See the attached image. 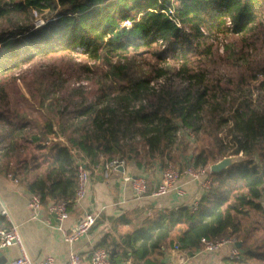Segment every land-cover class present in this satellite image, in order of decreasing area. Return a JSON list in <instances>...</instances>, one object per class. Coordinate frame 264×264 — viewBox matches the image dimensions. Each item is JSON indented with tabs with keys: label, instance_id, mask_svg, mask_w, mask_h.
Listing matches in <instances>:
<instances>
[{
	"label": "trees",
	"instance_id": "16d2710c",
	"mask_svg": "<svg viewBox=\"0 0 264 264\" xmlns=\"http://www.w3.org/2000/svg\"><path fill=\"white\" fill-rule=\"evenodd\" d=\"M262 12L264 0H0V174L39 193L42 204L71 203L79 159L91 175L111 159L144 173L172 165L182 174L188 165L241 154L211 172L195 209H164L125 233L122 244L104 238L100 245L111 264H158L182 227L179 247L192 251L202 237H235L242 256L230 261L260 264L254 261H264V251L247 243L243 220L254 214L264 225ZM228 36L221 55L214 41ZM77 47L85 49L81 63L71 57ZM44 58L56 66L25 80L23 93L13 72ZM221 63L232 69L227 77ZM82 74L97 81L89 101L65 86ZM13 99L41 108L39 117L12 111ZM190 134L211 136L213 147L199 148Z\"/></svg>",
	"mask_w": 264,
	"mask_h": 264
},
{
	"label": "crops",
	"instance_id": "0c3cea01",
	"mask_svg": "<svg viewBox=\"0 0 264 264\" xmlns=\"http://www.w3.org/2000/svg\"><path fill=\"white\" fill-rule=\"evenodd\" d=\"M122 172L130 175L144 173L133 163H128L123 171L110 168L102 171L96 168L91 175L86 198L79 203L73 201L68 203L69 216L60 223V227L66 232L70 231L85 212L89 210L99 212L91 229L70 244L64 241L61 231L57 228L58 221L49 213L48 201L42 204L39 215L33 217L28 207L31 192L9 175L0 174V228L9 227V222L1 215V209L7 208L12 219L19 225L23 245L32 260L39 261L52 255L62 262L71 251H75L87 262L91 250L101 246L104 238L107 242L113 240L122 244L123 235L141 226L145 219L153 220L164 209L191 206L203 193L198 182L188 181L183 176L180 181L185 189L184 195L169 193L161 197L153 196L152 191L156 188L161 175V170L158 169L153 173H145L148 190L138 199L133 196L130 183L122 180ZM181 228L177 227L172 232L171 241L166 244L163 254L157 257L158 264H236L230 261L231 258L228 256L230 246L215 252H207L202 247L192 251L182 247L174 248L178 230ZM20 253L17 245L0 247V264H10L13 259L20 256ZM124 264L131 262L127 261Z\"/></svg>",
	"mask_w": 264,
	"mask_h": 264
},
{
	"label": "built area",
	"instance_id": "2783aa9c",
	"mask_svg": "<svg viewBox=\"0 0 264 264\" xmlns=\"http://www.w3.org/2000/svg\"><path fill=\"white\" fill-rule=\"evenodd\" d=\"M169 13L171 19L176 23V25L180 26V22L174 17V12L172 9H169ZM262 22L264 24V19ZM35 23L37 26H39L44 22H42L41 19H38ZM130 25V20H125L122 23V26L125 27H129ZM226 25L229 27L232 25L229 18H226ZM217 40H219L218 51L223 53V39L219 37ZM84 50L85 49L83 47H77L73 53L83 55ZM75 60L78 61L80 59L79 57H75ZM77 84L86 85L87 83L86 81H81V83ZM190 135L193 141L196 140V137L193 134ZM209 165L207 164L204 167L198 168L193 165H188L185 167L182 174L179 168L168 165L166 168L161 170L160 178L156 188L152 191V195L155 197H161L169 193H174L178 196L184 195L185 189L180 181L183 175L188 179V181L198 182L202 190L208 189L211 184V171L209 169ZM119 166L124 168V163L122 160L119 161L117 159H111L106 163V168H110V170L117 171ZM122 175V180L130 183L131 190L135 198L139 199L146 194L148 187L145 173L130 175L122 172ZM12 178L14 181H17L14 177ZM90 183V169L86 166L85 161L79 159L76 165V188L75 197L73 200L74 203H79L86 198L89 192ZM68 203V201L61 199L52 200L47 203V208L53 218L58 221L59 225L57 228L61 231L64 241L70 244L78 240L82 235L86 234L91 229L99 216V212L95 210H89L85 212L83 216L77 221V223L70 229V231L66 232L60 227V223L65 221L69 216ZM28 207L32 211L33 217H37L39 215L42 207V200L39 193L33 192L29 194ZM196 207V203H194L193 209ZM1 215H3L9 222V227L0 228V247L17 245L21 251L20 256L13 259L10 264H111L109 253L103 246L94 247L90 252L89 261L87 262L80 253L75 251H71L67 258L62 262L56 260V258L52 255L46 256L39 261H34L26 252L19 232V225L12 219L8 209L2 208ZM200 241L202 244V249L207 252H215L225 246H230L228 256L231 259H239L242 256L240 248L236 247L235 240L230 236H221L213 239L202 237ZM174 248H179L178 243H175Z\"/></svg>",
	"mask_w": 264,
	"mask_h": 264
},
{
	"label": "rangeland",
	"instance_id": "374dc122",
	"mask_svg": "<svg viewBox=\"0 0 264 264\" xmlns=\"http://www.w3.org/2000/svg\"><path fill=\"white\" fill-rule=\"evenodd\" d=\"M46 12H47V10L45 11V13ZM45 15H47V14H45ZM38 19H41L42 22H45L47 18H45V16L37 17L34 22H36ZM260 19H262V20L264 19V12H262ZM4 28H5V26L0 24V30L4 29ZM221 39H223L224 47L229 45V42L231 41L230 36L221 37ZM214 44H215V46H219V40L214 41ZM219 54L222 55L221 52H219ZM71 57H72L74 62L81 63L85 59L86 56H84L82 54L71 53ZM75 57H79L80 60H78V61L75 60ZM56 62H57V60H55V59H47V58L37 60L36 62H29V63L24 64L21 68L16 69L13 72L12 76L14 77V80L16 81V84L20 88V90L23 93H26L25 80H28V78H30L31 76L32 77L36 76L40 72H45L47 75H49L53 71L54 66H56ZM92 62H93L92 60L89 61V63H92ZM224 64L225 63H221L220 71H221V73H224L225 77H227L229 74H231L232 69L229 68L230 67L229 65H224ZM81 81H86L87 84L86 85L77 84V83H81ZM65 86H70V87L73 86L76 88L78 87V89H80L82 91V96L84 98H86L87 101H89L90 99H92L94 97L95 89L97 86V81H96L95 76L92 74H82L78 79L68 80ZM52 92L49 93L50 97H58L60 95V93H59L57 96V94L52 93ZM76 97H79V96H76ZM35 107H36L35 105L28 106L24 100L13 99V100H11V103H10V109L12 111H14L15 109H20V110L27 112L31 117H39L40 111L42 109L41 108H35ZM0 127H1V124H0ZM221 134H222V132L219 133V135H221ZM193 143H195L199 148L204 149V150L209 149V148L213 147V145H214V141H213L212 137L209 135H205V134H203L200 138L197 136L196 140H194ZM191 145H193V144H191ZM192 150H193L194 154H196L198 151V148L194 147V149H192ZM187 155H188V153H187ZM238 157H239V159L243 158V156L241 154H239ZM185 158H186V156L183 155L181 157V160L184 161ZM216 161L209 160L208 165L213 163V162H216ZM147 185H148V181H147ZM147 190H148V188H147ZM243 225H244L243 226L244 229L249 230V232H246L248 235L247 240H246L247 243L250 244L255 250L264 251V225L261 224V222L259 221V218L256 215L252 214L251 217H249L246 220H243ZM232 238L235 241L240 240L241 244L243 242L241 239H237L235 237H232ZM254 262L264 264V261H261V260L254 261Z\"/></svg>",
	"mask_w": 264,
	"mask_h": 264
},
{
	"label": "water",
	"instance_id": "95a60500",
	"mask_svg": "<svg viewBox=\"0 0 264 264\" xmlns=\"http://www.w3.org/2000/svg\"><path fill=\"white\" fill-rule=\"evenodd\" d=\"M238 155H229V156H224L221 159H218L216 162H213L209 165L210 171L213 172H219L228 166L232 165L234 162L239 161ZM119 170H123L122 166L118 167ZM235 245L237 248H241V241H235Z\"/></svg>",
	"mask_w": 264,
	"mask_h": 264
}]
</instances>
